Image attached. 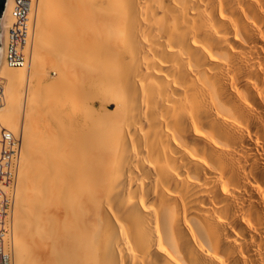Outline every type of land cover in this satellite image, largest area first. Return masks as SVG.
<instances>
[{
  "label": "bare ground",
  "instance_id": "bare-ground-1",
  "mask_svg": "<svg viewBox=\"0 0 264 264\" xmlns=\"http://www.w3.org/2000/svg\"><path fill=\"white\" fill-rule=\"evenodd\" d=\"M31 2L0 60L11 264H264V0Z\"/></svg>",
  "mask_w": 264,
  "mask_h": 264
},
{
  "label": "built area",
  "instance_id": "built-area-1",
  "mask_svg": "<svg viewBox=\"0 0 264 264\" xmlns=\"http://www.w3.org/2000/svg\"><path fill=\"white\" fill-rule=\"evenodd\" d=\"M31 8V0H13L11 15L13 16L14 24L7 31L5 26H3L2 19H0V60L1 52L4 49V52H6V64L11 68L16 67L25 59L23 50L26 48V37L28 34L26 24L29 21L28 16ZM1 103L2 96L0 93V104ZM6 182L7 181H4L3 177L0 175V206L2 203L7 202L4 192V186H6ZM8 217L9 213L7 214L6 211L0 213V264H11L12 262L9 251H6V238L3 236V234L7 232L4 226L6 225V219Z\"/></svg>",
  "mask_w": 264,
  "mask_h": 264
},
{
  "label": "water",
  "instance_id": "water-1",
  "mask_svg": "<svg viewBox=\"0 0 264 264\" xmlns=\"http://www.w3.org/2000/svg\"><path fill=\"white\" fill-rule=\"evenodd\" d=\"M8 0H0V19L4 15L6 4Z\"/></svg>",
  "mask_w": 264,
  "mask_h": 264
},
{
  "label": "rangeland",
  "instance_id": "rangeland-1",
  "mask_svg": "<svg viewBox=\"0 0 264 264\" xmlns=\"http://www.w3.org/2000/svg\"><path fill=\"white\" fill-rule=\"evenodd\" d=\"M52 77H54V78H55V77H57V76L54 74Z\"/></svg>",
  "mask_w": 264,
  "mask_h": 264
}]
</instances>
